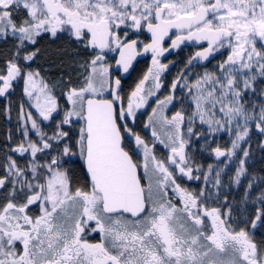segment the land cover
<instances>
[{
  "label": "snow or ice",
  "instance_id": "6c2138e0",
  "mask_svg": "<svg viewBox=\"0 0 264 264\" xmlns=\"http://www.w3.org/2000/svg\"><path fill=\"white\" fill-rule=\"evenodd\" d=\"M145 32L151 42L143 51L152 53V67L125 106L107 55L118 52L115 65L127 73ZM44 34L82 46L84 59L68 48L52 53L78 65L76 81L50 86L39 71L25 70L40 53L29 46ZM166 37L173 49L185 41L207 43L189 66L224 55L221 50L226 58L194 82L183 73L173 82V93L187 89L191 111L181 108L169 117L164 108L175 95L158 100L144 126L155 138L150 148L128 120L134 122L136 110L161 88ZM0 39L14 48L0 69V96L22 79L39 117L62 114L49 135L20 108L23 139L10 150L24 164L8 156L0 175V264H264V242L255 239L264 237V176L248 179L241 199L232 202L221 192L222 170L213 176L212 165L207 172L194 168L187 151L191 138L203 135L194 130L197 121L209 134L226 131L234 137L231 148L212 151L229 160L242 153L230 184L247 178L251 145L242 144L253 126L264 137V0H0ZM149 80L153 88L146 91ZM62 85L67 107L52 94ZM125 133L134 137V148H127ZM157 141L169 150L165 159L154 153ZM258 147L264 150V140ZM137 149L140 160L133 155ZM78 162L80 177L67 167ZM184 178H202L205 187L189 190L179 182Z\"/></svg>",
  "mask_w": 264,
  "mask_h": 264
},
{
  "label": "flooded vegetation",
  "instance_id": "af4514ba",
  "mask_svg": "<svg viewBox=\"0 0 264 264\" xmlns=\"http://www.w3.org/2000/svg\"><path fill=\"white\" fill-rule=\"evenodd\" d=\"M132 38H137L133 36ZM175 36L172 35V39ZM39 39V38H38ZM138 39L142 41V44L138 46L137 51L140 53L137 55L136 59L132 62V68L129 69L127 73L123 72V69H117L115 65V59L119 57L118 52H110L107 55V62L111 65L112 78L113 80L119 77L121 79V95L125 98V106L127 103V96L135 89L137 83L143 78V76L148 72V69L152 67V53H145L143 51V44L150 43L151 37L150 34L145 32L141 34ZM34 47L40 49V53L34 59V61L28 62L25 70H35L40 72V77L51 86L53 83L59 82L61 79L65 82L71 79L76 81L80 69L78 65L72 63V59L68 56L65 57H55L52 53L55 50L68 48L70 52H80L79 57L75 59H84L83 49L81 45L78 44H69L64 38L62 39H51L47 34L43 35L42 39H39V42L35 46H29L30 50ZM163 47L168 49L159 59L161 64H165L168 67L160 73V84L161 88L155 90V95L148 97L147 104L140 109L136 110L135 120L133 122L132 118L128 120V127L132 129L134 133L139 134L149 145L150 148H153L154 139L151 135V127L145 128V124L148 123V118L152 115V109L157 108V101L164 100L170 94H174L176 99L173 101V104L167 105L164 108V114L169 117L173 115L176 111L183 108L186 112L191 111L190 100L187 98L188 93L187 89L178 86L173 93L172 84L176 82L181 73L187 76L189 82H194L198 75H202L205 71L214 72L216 70V65L222 62L226 58L225 50L224 55L220 53H214L209 57L208 60L193 61L192 65H188V60L192 57L197 51H202L203 48L207 47L206 42L196 41H185L179 46V48H171V39L165 38ZM14 51L13 42L11 40L8 43H4L0 39V69H3L6 58L10 57ZM223 58V59H222ZM55 60H58L55 62ZM63 61V62H62ZM179 83L182 85L184 80H179ZM154 82L149 80L146 85V91L149 88H153ZM23 80L17 79L13 82V88L5 96H0V118L2 120V127L0 131V175L4 172L3 165L7 162V157L11 156L13 159H16L21 166L24 164V158L21 157L18 153L11 152V148L16 147L17 144L23 139L22 136V126L19 120L20 108L23 105L25 112H32L33 117L37 118L38 123L40 124L43 131L51 135L52 131L55 128V124L62 117L55 116L54 120L44 121L39 117L37 110L32 107L35 103V99L28 98L23 92ZM65 90V87L58 86L52 89V94L56 97L58 104L61 107H67L66 100L62 94ZM185 101L183 104L180 101ZM10 108L11 111L6 113V109ZM28 128H31L30 122ZM67 130V126H65ZM197 133H203L202 136H193L190 141V147L187 149L193 162V167H202L204 172L208 171V166H213V173L215 171H221V178L224 182V187L221 189V192L228 195L229 200L232 202L239 201L243 195L244 188L247 186L248 179H251L252 176H264V150L258 147V142L264 140L263 137H260V134L252 129L250 133L251 142L249 141L246 146L251 145V155L248 159L246 167L248 168L247 178L242 177V184L235 185L230 184V177L234 176L235 169L239 163V158L242 157V153H238V156L229 160L226 157L216 158L213 149L216 147H221L222 149L231 148V140L234 138L228 132L224 133H215L209 134L207 132L206 125H200L197 121L196 127L194 129ZM157 131L160 132V129L157 128ZM186 131V129H185ZM161 138L166 139L163 136V133L160 132ZM11 136V140H9ZM30 136L33 139H36L35 131H30ZM253 141H255L254 144ZM125 143L128 149L135 147L134 137L129 136L125 133ZM154 153L159 159H165L169 155V150L160 144L158 141L155 142ZM134 158L137 160L142 159V150L137 149L136 153H133ZM76 159V158H73ZM67 167L71 168L76 177H80L82 172L79 167V162L76 164H69ZM194 175H199V173L194 172ZM182 183L183 187L188 188L189 190L199 191L201 188L205 187L204 181L201 178L200 180H188L184 178L179 181ZM257 190L253 195H258L259 192V181H257ZM211 186L209 185V188ZM223 195L221 200H223ZM210 207L216 206L215 203H210ZM258 206V205H257ZM253 207L251 204L248 205V211H252ZM234 216H239L238 212L233 213ZM235 226V225H234ZM239 226H243L242 224ZM257 241L264 242V237L257 235L255 237Z\"/></svg>",
  "mask_w": 264,
  "mask_h": 264
},
{
  "label": "rangeland",
  "instance_id": "374dc122",
  "mask_svg": "<svg viewBox=\"0 0 264 264\" xmlns=\"http://www.w3.org/2000/svg\"><path fill=\"white\" fill-rule=\"evenodd\" d=\"M261 87H264V85H261ZM188 105H190V103H189ZM206 127H207V125H206ZM253 128H254V126H253ZM218 133L228 134L226 131H220V132H218ZM263 138H264V137H263ZM250 142H251V139H250ZM253 143H254V144H257V143H255V141H253ZM242 146H246V144H242Z\"/></svg>",
  "mask_w": 264,
  "mask_h": 264
},
{
  "label": "trees",
  "instance_id": "16d2710c",
  "mask_svg": "<svg viewBox=\"0 0 264 264\" xmlns=\"http://www.w3.org/2000/svg\"><path fill=\"white\" fill-rule=\"evenodd\" d=\"M58 60H55V62H57ZM1 127H2V120L0 118V131H1ZM1 139V138H0Z\"/></svg>",
  "mask_w": 264,
  "mask_h": 264
},
{
  "label": "bare ground",
  "instance_id": "6f19581e",
  "mask_svg": "<svg viewBox=\"0 0 264 264\" xmlns=\"http://www.w3.org/2000/svg\"><path fill=\"white\" fill-rule=\"evenodd\" d=\"M223 59V58H222Z\"/></svg>",
  "mask_w": 264,
  "mask_h": 264
}]
</instances>
